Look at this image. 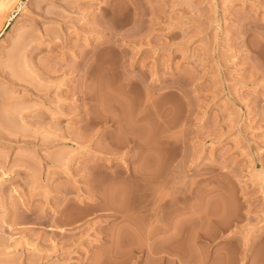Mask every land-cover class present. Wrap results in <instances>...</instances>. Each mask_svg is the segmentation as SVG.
Instances as JSON below:
<instances>
[{
  "label": "rangeland",
  "instance_id": "374dc122",
  "mask_svg": "<svg viewBox=\"0 0 264 264\" xmlns=\"http://www.w3.org/2000/svg\"><path fill=\"white\" fill-rule=\"evenodd\" d=\"M0 264H264V0H0Z\"/></svg>",
  "mask_w": 264,
  "mask_h": 264
},
{
  "label": "bare ground",
  "instance_id": "6f19581e",
  "mask_svg": "<svg viewBox=\"0 0 264 264\" xmlns=\"http://www.w3.org/2000/svg\"><path fill=\"white\" fill-rule=\"evenodd\" d=\"M3 3L1 2L0 7H2Z\"/></svg>",
  "mask_w": 264,
  "mask_h": 264
}]
</instances>
